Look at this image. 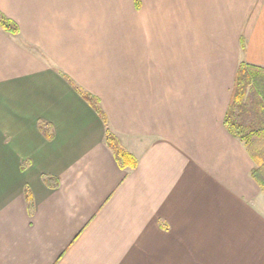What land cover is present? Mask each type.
Listing matches in <instances>:
<instances>
[{
    "label": "crops",
    "instance_id": "1",
    "mask_svg": "<svg viewBox=\"0 0 264 264\" xmlns=\"http://www.w3.org/2000/svg\"><path fill=\"white\" fill-rule=\"evenodd\" d=\"M0 12L18 27L0 26V264H264V190L223 124L239 62L264 67V0ZM62 74L98 98L135 167Z\"/></svg>",
    "mask_w": 264,
    "mask_h": 264
},
{
    "label": "trees",
    "instance_id": "2",
    "mask_svg": "<svg viewBox=\"0 0 264 264\" xmlns=\"http://www.w3.org/2000/svg\"><path fill=\"white\" fill-rule=\"evenodd\" d=\"M0 26L10 34H17V24L0 12ZM63 75V74H62ZM73 89L97 112L105 124L104 141L111 150L115 161L121 168L135 167L136 159L120 143L118 137L109 129L106 116L96 96L84 90L73 80L63 75ZM223 124L235 137L245 143L254 162L251 177L264 190V67L239 62L237 65L229 102L224 115ZM39 129L47 134L49 124L39 120ZM50 137V132L47 134ZM48 183L56 184V179L43 175ZM52 181V182H50ZM27 206L31 199L26 193Z\"/></svg>",
    "mask_w": 264,
    "mask_h": 264
},
{
    "label": "rangeland",
    "instance_id": "3",
    "mask_svg": "<svg viewBox=\"0 0 264 264\" xmlns=\"http://www.w3.org/2000/svg\"><path fill=\"white\" fill-rule=\"evenodd\" d=\"M5 130L4 128L0 125V147H7L11 148L12 145V140L10 138H7L4 136ZM23 157L20 153H17V159L20 160V158Z\"/></svg>",
    "mask_w": 264,
    "mask_h": 264
}]
</instances>
